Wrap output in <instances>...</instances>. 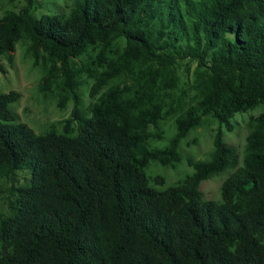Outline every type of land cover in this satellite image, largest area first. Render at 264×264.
Here are the masks:
<instances>
[{
  "label": "trees",
  "instance_id": "obj_1",
  "mask_svg": "<svg viewBox=\"0 0 264 264\" xmlns=\"http://www.w3.org/2000/svg\"><path fill=\"white\" fill-rule=\"evenodd\" d=\"M25 1L0 18V72L19 45L74 103L36 134L15 110L22 94L0 91V264H264V0H72L40 18ZM259 108L239 155L224 130ZM167 119L174 133L154 146ZM204 119L218 124L207 158L169 186L147 176L176 168ZM225 171L207 199L201 183Z\"/></svg>",
  "mask_w": 264,
  "mask_h": 264
},
{
  "label": "rangeland",
  "instance_id": "obj_2",
  "mask_svg": "<svg viewBox=\"0 0 264 264\" xmlns=\"http://www.w3.org/2000/svg\"><path fill=\"white\" fill-rule=\"evenodd\" d=\"M72 0H37L33 7V14L40 18L44 14H67ZM26 4L25 0H0V18L7 12H17ZM16 47L14 63L10 67L5 60L1 65L5 73L0 72V91H18L22 98L15 106L20 121L26 123L36 134L42 133L53 121L63 120L69 117L73 109V99L62 92L59 87L47 89L41 85L43 70L39 66H33L31 60L22 54L21 49ZM82 64L80 63L81 68ZM80 85L76 90L82 100L83 109L86 108L92 99L89 97L93 80L86 71H82L78 77ZM62 86V85H61ZM263 109L259 108L252 112L237 114L232 120V130H224L225 142L234 147L241 155L245 138L247 135L246 123L250 116L258 115ZM218 124L212 119H204V123L189 133L180 143L179 154L181 160L176 168H163L156 163H151L146 169L147 176L159 175L165 178V186L172 185L184 179L192 173L188 165V159H205L212 148L213 136ZM164 132V139L154 143V146L163 147L174 133V121L167 119L161 124ZM29 171L19 173L16 176L17 182L13 181L14 187L24 184ZM230 171L214 176L200 185V190L207 199L218 200L221 183L229 175ZM30 177V172H29ZM10 183L0 180V210L3 211L8 203ZM161 188V187H158Z\"/></svg>",
  "mask_w": 264,
  "mask_h": 264
}]
</instances>
